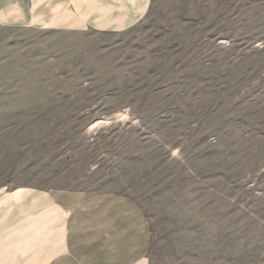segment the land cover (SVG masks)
I'll list each match as a JSON object with an SVG mask.
<instances>
[{"label": "rangeland", "instance_id": "374dc122", "mask_svg": "<svg viewBox=\"0 0 264 264\" xmlns=\"http://www.w3.org/2000/svg\"><path fill=\"white\" fill-rule=\"evenodd\" d=\"M120 193L150 264H264V0H153L122 34L0 29V193Z\"/></svg>", "mask_w": 264, "mask_h": 264}, {"label": "crops", "instance_id": "0c3cea01", "mask_svg": "<svg viewBox=\"0 0 264 264\" xmlns=\"http://www.w3.org/2000/svg\"><path fill=\"white\" fill-rule=\"evenodd\" d=\"M153 0H0V29L122 34ZM151 228L131 197L17 188L0 193V264H150Z\"/></svg>", "mask_w": 264, "mask_h": 264}]
</instances>
